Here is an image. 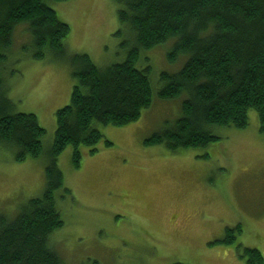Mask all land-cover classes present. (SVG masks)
I'll return each instance as SVG.
<instances>
[{"label": "rangeland", "instance_id": "rangeland-1", "mask_svg": "<svg viewBox=\"0 0 264 264\" xmlns=\"http://www.w3.org/2000/svg\"><path fill=\"white\" fill-rule=\"evenodd\" d=\"M44 1L69 26L64 57H33L22 24L3 66L12 110L34 114L45 130L38 158L17 161L13 150L0 149V215L8 219L44 193L55 112L69 103L74 85L69 56L85 53L104 68L123 62L133 45L114 0ZM171 46L140 51L137 68L149 67L152 104L137 120L95 123L102 138L94 153L79 146L78 168L71 145L58 156L70 192L57 191L63 224L51 237L63 264H246L243 247L264 257V131L254 110L246 128L217 127L212 131L219 139L206 146L173 152L145 143L182 113L186 94L158 96L161 73H175L184 64L182 58L167 59ZM237 224L241 232L233 243L218 241Z\"/></svg>", "mask_w": 264, "mask_h": 264}, {"label": "trees", "instance_id": "trees-1", "mask_svg": "<svg viewBox=\"0 0 264 264\" xmlns=\"http://www.w3.org/2000/svg\"><path fill=\"white\" fill-rule=\"evenodd\" d=\"M114 1L133 45L123 62L104 68L85 53L69 56L74 85L69 103L55 112L45 190L25 202L13 219L0 215V264H63L51 237L63 224L57 191L70 192L64 188L58 156L71 145L72 165L78 168L79 146L94 153L102 138L95 123L124 126L151 106L149 67L137 68L141 50L172 44L167 59L182 58L184 64L175 73H161L158 96L167 100L186 94L179 118L146 144H162L173 152L206 146L219 139L212 131L217 127L246 128L250 110L264 131V0ZM22 24L31 35L35 58L47 52L64 57L69 32L44 0H0V149L13 150L17 161L41 155L45 131L34 114L12 110L2 82L13 54L14 31ZM240 232L239 224L227 228L218 241L233 243ZM242 251L246 264H264L258 249Z\"/></svg>", "mask_w": 264, "mask_h": 264}]
</instances>
